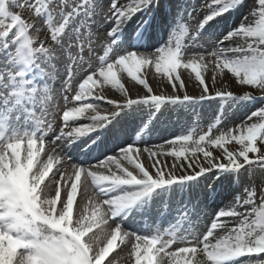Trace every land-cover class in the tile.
Listing matches in <instances>:
<instances>
[{
	"label": "snow or ice",
	"instance_id": "obj_1",
	"mask_svg": "<svg viewBox=\"0 0 264 264\" xmlns=\"http://www.w3.org/2000/svg\"><path fill=\"white\" fill-rule=\"evenodd\" d=\"M244 7L245 0H167V8L165 0H0V264H117L113 254L124 248L119 260L130 264H264L253 259L264 255V177L259 197L249 177L203 234L193 219L218 188L239 185L253 166L264 172V0H251L247 15L229 24ZM93 28L108 40L95 68ZM61 55L69 61L63 79ZM152 68L173 94L153 93ZM182 69L194 74L199 96L178 94ZM209 71L213 87L227 73L261 94L212 93ZM125 75L146 94L130 98ZM57 82L62 109L53 104ZM106 87L125 99H108ZM213 100L221 105L206 131L196 122L161 145L143 140L162 106ZM257 103L213 135L225 109ZM137 112L133 139L124 122ZM235 217L228 227L225 218Z\"/></svg>",
	"mask_w": 264,
	"mask_h": 264
},
{
	"label": "bare ground",
	"instance_id": "obj_2",
	"mask_svg": "<svg viewBox=\"0 0 264 264\" xmlns=\"http://www.w3.org/2000/svg\"><path fill=\"white\" fill-rule=\"evenodd\" d=\"M250 1V0H248ZM199 2V0H197ZM247 0H245V3ZM166 8H167V3L165 2ZM247 5L241 10L239 14H234L232 17L229 18V24L232 22L239 23V16L242 15H247L248 11L245 12L244 9H246ZM249 22L252 20V17L248 18ZM232 22V23H233ZM231 23V24H232ZM94 33V44L93 48L96 50V52L100 51L103 48V45L108 42L107 37H106V30L102 29L99 32L97 30H92ZM164 35V34H163ZM162 35L157 34V39H159ZM241 41L239 39H236L233 41L234 45L240 44ZM159 46V45H157ZM187 58V56H186ZM94 63L97 65L98 64V59L97 61L94 60ZM66 63L61 60V63H58L57 67L59 70V79H63L64 76L66 75V71L64 66ZM181 76L182 79L185 82L186 88L181 89L178 94H183L185 91L187 92L188 95L192 96H199L201 94V87L198 86V82L195 80L194 74L190 73V70H181ZM146 78L149 80L150 86L152 89H154L156 92L155 94H173V89L171 85L167 82V80L163 77L158 76L155 74L154 68L147 70L146 72ZM206 82L209 84L210 91L214 93L217 89L221 90H230L233 91L234 93L240 94L245 90H252L248 89L246 86L241 87L236 84L234 78L231 77L230 74H225L223 79L221 77L217 76V82L215 87L212 86L211 84V72L209 71L206 76ZM123 83L125 86L129 89V97L130 98H137L138 96H143L146 94V90L143 88V86L138 85L137 83L131 81L129 78L125 77L123 78ZM178 83V82H177ZM76 84L73 81V88L75 89ZM60 84L57 82L55 85V92L54 94L56 95V98L58 100V103L60 104V108H63V99H62V94L59 91ZM254 95L259 96L261 94L260 90H252ZM73 93H68L69 96L73 95ZM104 95L108 99H114L118 101H123L125 97L121 95L116 90L111 89L110 87H106L104 90ZM221 102L218 100H213V101H204L202 103H198L192 106L188 105H182V106H174V105H165L162 106L158 116L156 119H154V122L158 123V127L161 129L162 126L166 130V134L162 136L158 135H151L148 131H146L143 134V140L146 142V144H150L149 147L153 146H158L164 143V141L171 139L174 135L181 134L182 132H186L188 127H191L192 125L189 124H196L198 120H203V123H199L198 131L207 130V124L210 123L215 115L217 114L218 110L220 109ZM260 104L257 103L255 105H247V106H230L231 110L225 109V120L222 122L220 127L218 129H214L213 135L218 134L220 130H227L229 127H233L236 124H239L242 120L245 119V117L250 113V111L254 110L256 107H259ZM100 109L103 110H112L110 105H107L105 103H100L99 104ZM142 114L137 112L133 116H141ZM147 118V116L145 117ZM184 119V122L181 124L180 128L183 126L184 129H173V126L175 125L174 120ZM255 120V118H254ZM250 121V122H254ZM127 123H125V127L128 130V127L126 126ZM55 131H58L60 126H61V121H60V115L57 114L55 118ZM172 128V129H171ZM170 130V131H169ZM49 139H51V135L49 136ZM133 139H135V136L133 135ZM168 147V146H166ZM57 152L61 155L63 158L65 156V152L60 151V149H57ZM67 155H70L73 160H78L81 159L79 153L75 150H72L71 152H68ZM102 158V157H101ZM90 163L94 164L96 163L95 160L90 161ZM65 167H70V164L64 165ZM239 185H243V182H245V179H240ZM228 184H225L222 188H218V194L213 195L206 203L209 204V208L207 210H204L202 205L200 206L201 211L199 215V219H196V226H197V231L203 234L206 231V227L208 223L210 222V218L212 214L214 213L215 210H218L219 208H227L231 206L234 203V196L229 198V195L225 192V188H227ZM201 199L203 197L201 196ZM237 211H243L242 208H237ZM207 213L208 215H204V213ZM227 221V226L231 227L234 223L232 222L233 218H225ZM114 226V225H113ZM222 234L221 232H217V235ZM181 246V245H177ZM128 248H124L123 251L118 250V254L115 256L114 259L117 260V264H130V261L125 260H119V257H125L126 253L128 252ZM114 255V254H113ZM253 259H264V255H258L256 257H253Z\"/></svg>",
	"mask_w": 264,
	"mask_h": 264
},
{
	"label": "rangeland",
	"instance_id": "obj_3",
	"mask_svg": "<svg viewBox=\"0 0 264 264\" xmlns=\"http://www.w3.org/2000/svg\"><path fill=\"white\" fill-rule=\"evenodd\" d=\"M250 3H251V0L250 1L247 0V2L245 3V5H247L246 9H244L245 12L246 11H249V5H250ZM24 15L26 17H31L32 14L30 12H27L26 11L24 13ZM252 19H253V17H252ZM232 22H233V20H232ZM92 30H96V29L93 28ZM158 30H160V29L157 28V32H158ZM41 38H43V37H41ZM75 51L76 50L73 49V52H75ZM94 52H95V55L92 57L91 62H92L93 67L95 68V67L98 66V64L96 65L94 63V60L97 61L99 55H101L102 52H103V48L100 51H98V52H96V50L94 49ZM85 55H86V59H87V53ZM61 60L64 61L66 64L69 62L67 60V57L65 55H61ZM73 81L77 85L78 81L76 79H74ZM153 93L155 94V93H158V92H156L153 89ZM54 96L56 97L55 94H54ZM53 104H59L57 98L53 100ZM59 106H60V104H59ZM140 117L141 116H135L134 117L133 115H129V117L127 118V120L124 122V123H127L126 126L130 128V131H128L129 134H131V135L133 134L134 135L133 129H136L137 126L140 125ZM145 117H146V115H145ZM145 119H147V118H145ZM158 124L159 123H155L154 121L151 122L150 123V131L149 132L152 133L153 135H156L158 133H160V134H162V133L166 134L167 133L166 130L163 129V128L160 129L158 127ZM147 146H150V144H147ZM228 147H229L230 150H236L238 148V145H236L235 143H233V144L229 145ZM211 150L214 152L215 155H220V150L219 149L212 148ZM68 156H70V155H68ZM168 159L171 160V157H168ZM75 162H79V161L73 160V163H75ZM252 175H254V176L251 177ZM249 177H251V180L255 182V186H256V189H257V197H259V193H260V189H261V178L264 177V172H262L258 166H253V167L247 169L244 172L243 176L240 178V179H245V182H243V185L244 184H250L251 183V181L248 179ZM243 185H239L238 186L235 183L232 184V185H228L227 188H225V192L229 195V198H230V197L234 196L236 193L242 192ZM258 202H259V199H257V203ZM201 205H202L203 209H206L207 206L205 204H201ZM239 219H240L239 217H235V218H233L232 222L234 224L235 223H238ZM124 227H125V229H128V225L127 224H125ZM131 230H135V227H133ZM117 254H118V251H117V253H115L113 255V258H115V256Z\"/></svg>",
	"mask_w": 264,
	"mask_h": 264
}]
</instances>
